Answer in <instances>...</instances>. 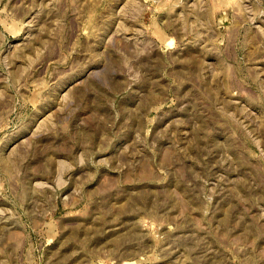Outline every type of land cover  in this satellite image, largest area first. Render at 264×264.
<instances>
[{
    "label": "rangeland",
    "instance_id": "obj_1",
    "mask_svg": "<svg viewBox=\"0 0 264 264\" xmlns=\"http://www.w3.org/2000/svg\"><path fill=\"white\" fill-rule=\"evenodd\" d=\"M0 264H264V0H0Z\"/></svg>",
    "mask_w": 264,
    "mask_h": 264
}]
</instances>
